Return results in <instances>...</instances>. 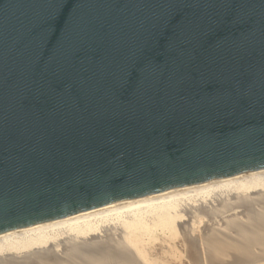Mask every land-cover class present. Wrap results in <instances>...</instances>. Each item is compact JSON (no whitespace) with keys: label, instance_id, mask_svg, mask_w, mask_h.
Returning a JSON list of instances; mask_svg holds the SVG:
<instances>
[{"label":"water","instance_id":"95a60500","mask_svg":"<svg viewBox=\"0 0 264 264\" xmlns=\"http://www.w3.org/2000/svg\"><path fill=\"white\" fill-rule=\"evenodd\" d=\"M264 169V0H0V235Z\"/></svg>","mask_w":264,"mask_h":264},{"label":"bare ground","instance_id":"6f19581e","mask_svg":"<svg viewBox=\"0 0 264 264\" xmlns=\"http://www.w3.org/2000/svg\"><path fill=\"white\" fill-rule=\"evenodd\" d=\"M177 241L189 264H264V169L0 235V264H156Z\"/></svg>","mask_w":264,"mask_h":264},{"label":"rangeland","instance_id":"374dc122","mask_svg":"<svg viewBox=\"0 0 264 264\" xmlns=\"http://www.w3.org/2000/svg\"><path fill=\"white\" fill-rule=\"evenodd\" d=\"M248 213V211L246 212ZM176 256H173L172 258L169 256H164L163 254H161V252H155L153 253L151 256L154 258H157L154 262L156 264H161V262H167L166 264H189L186 262L187 258H186V254H185V250L184 248L180 245V243L177 241L176 242ZM166 260V261H165Z\"/></svg>","mask_w":264,"mask_h":264}]
</instances>
